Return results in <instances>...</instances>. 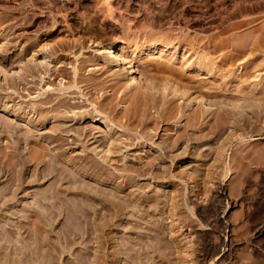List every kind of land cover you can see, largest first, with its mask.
I'll list each match as a JSON object with an SVG mask.
<instances>
[{"label": "rangeland", "instance_id": "rangeland-1", "mask_svg": "<svg viewBox=\"0 0 264 264\" xmlns=\"http://www.w3.org/2000/svg\"><path fill=\"white\" fill-rule=\"evenodd\" d=\"M245 30L252 38L260 35L264 45V0H0V264H264V89L260 95L256 90L264 88V71L249 68V88L239 83ZM109 41L125 46L128 59L139 60L144 79L162 83L155 89L168 76L174 86L202 80L191 96H203L206 104L192 99L187 105L179 98L181 110L164 121L160 97L159 108L149 103L147 110L154 118L161 113L162 120H126L133 112L132 93L145 81L102 65L97 48ZM150 43L155 49L142 53ZM205 49L213 60L210 72L196 67ZM238 52L240 58H231ZM144 58L154 60L153 68H143ZM31 64L33 74L26 70ZM61 66L70 76L76 68L82 79L94 78L99 88L72 86V76L62 82L50 76L46 83L47 73ZM43 67L52 69L43 73ZM149 89L148 98L159 96ZM236 89L249 91L242 90L248 98ZM46 93L84 101L68 114L95 110L96 116L62 121L70 124L68 141L41 156L24 138L36 137L33 125L47 130L49 123L26 112ZM110 99L111 110L105 108ZM22 101L26 111L18 107ZM199 106L207 112L192 125L187 119ZM21 125L29 134L23 135ZM71 127L90 134H103L102 128L111 141H122L113 150L97 142H85V148L72 143ZM214 246L216 253L209 255Z\"/></svg>", "mask_w": 264, "mask_h": 264}, {"label": "bare ground", "instance_id": "bare-ground-1", "mask_svg": "<svg viewBox=\"0 0 264 264\" xmlns=\"http://www.w3.org/2000/svg\"><path fill=\"white\" fill-rule=\"evenodd\" d=\"M256 3V2H255ZM253 4V3H252ZM246 5H248V4H246ZM255 7L257 6V3H256V5H254ZM253 6V7H254ZM244 7V6H243ZM251 7V6H250ZM247 8V7H246ZM249 8V7H248ZM247 8V9H248ZM252 8V7H251ZM253 9V8H252ZM251 9V10H252ZM258 9V8H257ZM253 10H255V9H253ZM247 11V10H246ZM250 11V10H249ZM252 12V11H251ZM245 17V16H244ZM248 17H249V15H248ZM248 19V18H247ZM3 20V19H2ZM7 20V19H6ZM251 20H253V19H251ZM242 21V20H241ZM249 23H247V24H250V21H248ZM255 23V22H254ZM244 24H246V23H244ZM10 25V24H9ZM8 28V27H7ZM252 28V27H251ZM259 28V27H258ZM254 29H256V28H254ZM6 30V29H5ZM249 30V29H248ZM257 30V29H256ZM260 30H261V28H260ZM251 31H253V30H251ZM175 32V31H174ZM254 32V31H253ZM260 32V31H259ZM9 33V32H8ZM177 33V32H176ZM6 34V33H5ZM174 34V33H173ZM244 34H246V36H247V43H246V47H245V50L247 51V56L245 57L244 56V58H246L244 61L245 62H243V63H245V65L243 66V68H244V72H240V84H242V82L243 83H247L248 85H250V81L249 82H247L248 80H250L249 79V77H250V73H252V72H250L249 71V68H250V70H251V68H253V69H258V68H263L264 69V60L263 59H259L263 54H264V45H262V43H261V40H260V35L258 36V35H256L255 33V38H252V36H251V32L249 31V32H247L246 33V30H245V33ZM264 34V33H263ZM263 34H262V36H263ZM155 35V34H154ZM160 35H162V34H160ZM181 35V34H180ZM149 36V35H148ZM150 36H151V34H150ZM236 36H237V34H236ZM239 36V35H238ZM256 36H258V37H256ZM164 38H165V36H163ZM167 37H168V35H167ZM166 37V38H167ZM177 37V36H176ZM180 37V36H179ZM240 37V36H239ZM155 38V37H154ZM157 38H158V36H157ZM159 38H160V36H159ZM168 38H170V37H168ZM168 38H167V40H168ZM173 38H175V37H173ZM182 38V37H181ZM193 38V37H192ZM195 38V37H194ZM205 38V37H204ZM64 39V38H63ZM151 39V38H150ZM191 39V38H190ZM202 39V38H201ZM231 39V38H230ZM244 39H246V38H244ZM263 39V38H262ZM61 40V39H60ZM67 40V39H66ZM65 40V41H66ZM161 40V39H160ZM165 40V39H164ZM163 39L161 40V41H164ZM171 40H173V39H171ZM178 40V39H177ZM181 40H183V39H181ZM186 39H184L183 41H185ZM204 40V39H203ZM132 41V40H131ZM157 41V40H156ZM195 41H196V39H195ZM199 41V40H198ZM208 41V40H207ZM230 41V40H229ZM150 42H152V41H150ZM178 43H180L179 41H177ZM187 43H188V41H186ZM185 42V43H186ZM190 42H192V41H190ZM219 42V41H218ZM226 42V41H225ZM33 43V45H34V42H32ZM149 43V42H148ZM206 43V42H205ZM204 43V44H205ZM234 43V42H233ZM154 44H155V42H154ZM154 44H152V43H150V44H147V45H145V46H143V48H141V52L142 53H144V54H146L147 53V51L149 52V51H151L152 49H155V45ZM181 44V43H180ZM203 44V45H204ZM207 44H208V42H207ZM207 44H205V46H207ZM223 44V43H222ZM3 45V44H2ZM6 45H8V44H6ZM58 45V44H57ZM166 45V44H165ZM179 45V44H178ZM183 45V44H182ZM213 45V44H212ZM216 45V44H215ZM231 45V44H230ZM171 46V45H170ZM201 46H202V44H201ZM218 46V45H217ZM216 46V47H217ZM228 46V45H227ZM243 46V45H242ZM61 47H63V46H61ZM125 46H123L122 44H120L119 42H107V43H104L103 45H101V46H99V48H97V54L96 55H98L97 57L100 59V61L102 62V65L106 68V67H109L110 69H112L113 71H114V73L116 74V75H118V76H121V75H123L124 73H126L127 75H129V74H135V77H136V75H138V77H140V81H142V82H144L142 85H140V86H136L137 87V91L135 90V92L134 93H132L131 95L133 96L132 98H134V100L132 99V98H130L129 100H133V102H130V105H132L131 106V108L133 109L132 111L134 112H132L131 111V109L129 110V111H131L132 113H127V114H125L124 115V117H125V119L126 120H131V121H133V120H135V121H137V122H140L141 124H139V125H142V123H146V120H151L150 118H154V116L153 117H151L148 113H150V109H148L147 110V108H149L148 107V104L150 103V104H152L151 106L152 107H158L159 108V106L157 105V103L159 102V100H160V97L162 98L161 100H162V102L160 103V105H161V108H159V109H161V111L162 112H164L163 111V109L164 110H167V111H165V113H163V114H166V115H164L163 116V118H162V116H161V113L160 112H158V113H160L159 115H158V117H156V118H154L155 120L154 121H150V122H155V121H159V120H164V118H171V116L174 114V112L176 111V109H179V110H181L180 108H179V105H178V102H180V101H177V99H179V98H183V97H185V99L188 101V103H185V101L186 100H184L183 102L185 103V104H189V102H190V100H194V101H196V100H199L200 102L203 100V101H205V98L203 97V96H195V95H193V96H191L192 95V90H195V88L198 86V85H196L197 83H199L200 84V82L202 81V80H200V82H198L197 81V79L196 80H194V78H190V77H192V75L189 77L190 79H188V81H189V83L187 84V82H186V85L185 86H182V85H179V84H177L176 86H174L173 85V83H172V80H171V82H170V79H171V76H168V77H170L169 79L168 78H166L167 76H164L165 78H166V81L164 80V78H163V81L162 82H164L163 83V86H161V90L163 89L164 91H162L164 94H159L160 93V89L157 87V89L159 90V91H155V90H157V89H155V87H156V85H157V83L158 82H156L155 80L153 81H147L146 80V78L144 79L143 77H142V75L140 74L141 72L140 71H137V69L138 68H136V63L139 61V60H136L135 59V57H134V59H128V56L126 55L127 53L126 52H128V51H126L125 50V48H124ZM138 47V46H137ZM142 47V46H141ZM167 47V46H166ZM173 47V46H172ZM195 47H197L196 45H195ZM200 47V46H199ZM204 46H202V48H203ZM25 48H27V47H25ZM174 48V47H173ZM198 48V47H197ZM201 48V47H200ZM199 48V49H200ZM202 48H201V50H202ZM205 48V47H204ZM203 48V49H204ZM209 48V47H208ZM31 49V48H30ZM51 49V48H50ZM179 48H177V50H178ZM190 49H191V47H190ZM210 49V48H209ZM209 49H205L206 51L207 50H209ZM217 49V48H216ZM25 50V49H24ZM27 50V49H26ZM176 50V49H175ZM195 51V49H192V51L191 52H194ZM205 50H204V52H203V55L201 56H199V54H198V56L200 57H198V59H200V61H199V63L197 62V64H199L198 66H196L197 68L199 67L200 68V66L201 65H203L202 67L206 70V71H211L212 69H210V68H213L211 65H212V62H211V56H210V54L208 53V51L207 52H205ZM241 50H243V49H241ZM51 51V50H50ZM49 51V52H50ZM63 51V50H62ZM174 51V50H173ZM172 51V52H173ZM188 51H190V50H188ZM198 50H196V52H197ZM210 51V50H209ZM232 51V47H231V50H230V52ZM234 51V50H233ZM244 51V50H243ZM46 52H47V50H46ZM160 52V51H159ZM176 52V51H175ZM245 52V51H244ZM51 53H53V51H51L50 52V54ZM141 53V54H142ZM166 53V52H165ZM174 53V52H173ZM184 53V52H183ZM198 53V52H197ZM197 53H196V55H197ZM211 53V52H210ZM241 53H242V51H241ZM241 53L240 52H238L237 54H235V55H233L232 57H231V55L229 56V57H231V58H240V55H241ZM178 54V53H177ZM229 54V53H228ZM228 54H226V55H228ZM243 54H245V53H243ZM53 55V54H52ZM161 55V54H160ZM171 55H172V53H171ZM179 55V54H178ZM183 55V54H182ZM188 55V54H187ZM34 56V55H33ZM50 56V55H49ZM87 57V56H86ZM165 57V56H164ZM174 57V56H173ZM229 57H228V59H229ZM263 57H264V55H263ZM36 58V57H35ZM189 58H191V57H189ZM196 58V57H195ZM213 58V57H212ZM226 58V57H225ZM31 59H33V58H31ZM52 59V58H51ZM144 59H147V58H144ZM163 59V58H162ZM168 59V58H167ZM179 59V58H178ZM184 59V58H183ZM36 60V59H35ZM86 60H88V59H86ZM153 59H147L146 60V62H145V60H143L144 61V63L143 64H145L144 66H146V67H143V68H147L146 70H148V68L149 67H147V66H151V68H153V66H152V64H150L151 62L153 63V61H152ZM175 60V59H174ZM193 60L194 59H192V62H193ZM216 60V59H215ZM224 60V59H223ZM231 60H233V59H231ZM235 60V59H234ZM263 60V61H262ZM29 61H32V60H29ZM167 61V60H166ZM196 61V60H195ZM198 61V60H197ZM213 61V60H212ZM236 61V60H235ZM262 61V62H261ZM3 62V61H2ZM28 62V61H27ZM183 62H185V61H183ZM191 62V61H190ZM216 62H218V61H216ZM230 63H229V65H231L232 63H233V61H229ZM83 63V62H82ZM100 63V62H99ZM155 63V62H154ZM169 63V62H168ZM173 63V62H172ZM177 63V62H176ZM224 63V62H223ZM241 63H242V61H241ZM25 64V63H24ZM44 64V63H43ZM142 64V63H141ZM162 64V63H161ZM164 64V63H163ZM189 64H191V63H189ZM188 64V65H189ZM193 64V63H192ZM191 64V65H192ZM196 64V65H197ZM225 64V63H224ZM234 64V63H233ZM28 65V64H27ZM166 65H167V63H166ZM174 65V64H173ZM187 65V66H188ZM190 65V66H191ZM39 66H41V65H39ZM182 66V65H181ZM189 66V67H190ZM194 66H195V64H194ZM211 66V67H210ZM228 66V65H227ZM22 67H23V65H22ZM28 68H26V70H28V71H30L32 74L35 72V65H30V66H27ZM102 67V66H101ZM103 67V68H104ZM172 67V66H171ZM179 67H180V65H179ZM216 67H219V66H217L216 65ZM233 67V66H232ZM66 68V67H65ZM64 68V66L62 67H59V68H57V69H55L54 71H51V69H49L48 67H43V69H44V71H43V73H47L48 71H51L50 73H47V76H48V80H45V82L46 83H48L50 80H49V78H50V76L53 78V79H51L52 81H54L56 78H59V80L61 81L62 79H64V78H67V76H69V77H71L69 74V72L66 70ZM150 68V69H151ZM164 68V67H163ZM169 68V67H168ZM175 68V67H174ZM226 68V67H225ZM22 69H24V68H22ZM40 69V68H39ZM149 69V70H150ZM160 69V68H159ZM162 69V68H161ZM167 69V68H166ZM177 69V68H176ZM195 69V68H194ZM203 69V70H204ZM210 69V70H209ZM229 69V68H228ZM263 69H261L262 70V72L264 71ZM38 70V69H37ZM42 70V69H41ZM143 71H144V69H142ZM193 70V69H192ZM198 70V69H197ZM213 70H215V69H213ZM217 70H218V68H217ZM255 70V71H256ZM73 71H74V73H73V80L70 78L69 79V77H68V79L71 81V82H73L72 83V86H77V84L80 82H84V84H85V87L86 88H88L89 90L90 89H97V88H99L98 86H99V83H98V81L96 82L95 81V79L94 78H91V79H82L81 77H79L78 75H76L77 74V69L75 68V69H73ZM165 71V70H164ZM171 71V70H170ZM174 71H176V70H174ZM194 71V70H193ZM242 71V70H241ZM257 71H259V69L257 70ZM257 71H256V73H257ZM145 72V71H144ZM159 72V71H158ZM197 72V71H196ZM195 72V73H196ZM216 72V71H215ZM233 72V71H232ZM237 72V71H236ZM235 72V73H236ZM260 72V71H259ZM37 73V72H36ZM41 73V72H40ZM81 73V72H80ZM113 73V74H114ZM178 73V72H177ZM176 73V74H177ZM208 73V72H207ZM226 73V72H225ZM264 73V72H263ZM262 73V74H263ZM108 74H109V72H108ZM107 74V75H108ZM186 74V73H185ZM210 74V73H209ZM213 74H214V72H213ZM219 74V73H218ZM221 74V73H220ZM237 74H239V72H237ZM237 74H235V75H237ZM258 74V73H257ZM76 75V76H75ZM112 75V74H111ZM144 75V74H143ZM152 75V74H151ZM195 75H197V74H195ZM199 75V74H198ZM212 75V74H211ZM232 74H230V76H231ZM234 75V76H235ZM37 76V75H36ZM146 76V75H145ZM144 76V77H145ZM149 76V75H148ZM153 77H154V79H156V76H154V75H152ZM151 76V77H152ZM174 76V75H173ZM181 76V75H180ZM187 76V75H186ZM222 76H223V74H222ZM257 76V75H256ZM263 76H264V74L262 75V78H263ZM93 77V76H92ZM95 77V76H94ZM130 77V76H129ZM131 77H132V75H131ZM130 77V78H131ZM158 77V76H157ZM160 77V76H159ZM157 78V79H161V78ZM161 77H163V76H161ZM175 77V76H174ZM202 77V76H201ZM236 77V76H235ZM239 76H237L236 78H238ZM43 78H45V77H43ZM84 78V77H83ZM118 78V77H117ZM148 78H150V76L148 77ZM147 78V79H148ZM224 78V77H223ZM257 78V77H256ZM260 78V77H259ZM132 79H135V78H133L132 77ZM178 79V78H177ZM180 79V78H179ZM182 79H183V77H182ZM207 79V78H206ZM231 79V78H230ZM233 79V78H232ZM261 79V78H260ZM260 79L258 80V81H254L255 83L252 85V86H250V87H252V91L254 90L255 91V89L259 86V83H261V81H260ZM41 80V79H40ZM68 80V81H69ZM116 80H118V79H116ZM162 80V79H161ZM208 80V79H207ZM234 80H235V78H234ZM44 81V80H43ZM51 81V82H52ZM59 81V82H60ZM66 81V80H65ZM173 81H175L174 79H173ZM187 81V80H186ZM203 81H205V82H207L206 80H203ZM239 81V80H238ZM252 81V80H251ZM33 82V81H32ZM35 82V81H34ZM62 82V81H61ZM101 82V81H100ZM210 83H211V81H209ZM209 82H207V83H209ZM217 82V81H216ZM215 82V83H216ZM219 82V81H218ZM223 82H224V80H223ZM253 82V81H252ZM161 83V82H160ZM160 83H158L159 85H160ZM175 83H177V81H175ZM207 83H206V85H207ZM238 83V82H237ZM83 84V83H82ZM162 84V83H161ZM168 85V86H166V85ZM202 84H205V83H202ZM216 84H218V83H216ZM236 84V83H235ZM245 84H243V86L245 87V86H247V84L245 85ZM52 85H53V83H52ZM127 85V84H126ZM165 85V86H164ZM178 85L179 86H182V88H184L183 90H181V89H179L178 88ZM223 85V84H222ZM225 85V84H224ZM230 85H232V84H230ZM238 85V84H237ZM261 85H263V84H261ZM259 86V88L258 89H256V90H258V94L260 95L261 93V89H264L263 88V86ZM48 86H49V84H48ZM113 86V85H112ZM128 86V85H127ZM135 86V85H134ZM211 86H212V84H211ZM218 86V85H217ZM243 86H241L240 85V87L239 88H241V87H243ZM64 87V86H63ZM69 88H70V86H68ZM136 87H134L135 89H136ZM227 87V86H226ZM225 87V88H226ZM231 87H233V86H231ZM248 87V86H247ZM124 88V87H123ZM149 88H154L153 90H154V92H159L158 93V95L159 96H157V97H155L154 96V94H152L153 96H151L150 98H148L147 96H146V91L148 90H150ZM206 88V87H205ZM211 88V87H210ZM217 88V87H216ZM221 88V87H220ZM237 88V87H236ZM249 88V87H248ZM67 89V88H66ZM213 89V88H212ZM223 89V88H222ZM228 88H226V90H227ZM230 89V88H229ZM234 89V88H233ZM232 89V90H233ZM244 89H246V87L244 88ZM29 92H30V90H32L31 88H29V89H27ZM166 90L168 91L167 93L168 94H171L170 95V97H169V95L167 96V93H166ZM197 91H198V88L196 89ZM218 90H219V88H218ZM237 90V89H236ZM241 90V89H240ZM239 89L237 90V91H239V93L238 94H240L241 92H242V90L240 91ZM97 91V90H96ZM116 91V90H115ZM127 91V90H126ZM217 91V90H216ZM228 91H230V90H228ZM250 91H251V89H250ZM264 91V90H263ZM161 92V93H162ZM207 92V91H206ZM209 92H211V90H209ZM218 92V91H217ZM234 92H236V91H234ZM243 92H246L245 90H243ZM243 92L240 94V96L243 94ZM247 92H249V91H247ZM246 92V93H247ZM165 93H166V96L167 97H169L168 99H167V97L165 96ZM222 93V92H221ZM256 93V92H255ZM251 93L250 92V94H254L255 95V97H256V95L258 96V94L256 93ZM47 94V93H46ZM130 94V93H129ZM204 94V93H203ZM218 94V93H217ZM231 94V93H230ZM202 95V94H201ZM221 95V94H220ZM245 94H243V96H244ZM129 96V95H128ZM143 96V98H141ZM163 96V97H162ZM224 96V95H223ZM105 97V96H104ZM110 97V96H109ZM108 97V98H109ZM200 99H199V98ZM245 97V96H244ZM250 97V96H249ZM254 99H255V97L254 96H252ZM258 97H260V96H258ZM106 98V97H105ZM236 98V97H235ZM245 98H248V97H245ZM261 98V97H260ZM87 99V98H86ZM159 99V100H158ZM103 100V99H102ZM112 99H110V100H107V102L105 103V106H109V107H105V108H110V110H111V108L113 107V102L111 101ZM131 100V101H132ZM150 102H149V101ZM180 100V99H179ZM183 100V99H182ZM263 100V99H262ZM106 101V100H105ZM186 101V102H187ZM84 102V101H83ZM83 102H82V100L81 101H79V100H76V101H70V100H68L66 97H62V96H58V97H53V94H50V93H48L46 96H44V98H42V99H40L39 100V102L38 103H31V105L29 106L30 108H28V104H26V103H23V101H22V103H19V108L20 109H22V110H25V108L27 107L28 108V111L26 112V115H28V114H30V117L32 118V117H38V120H40V122H46V123H49V129H47V130H43V128H42V126H40V124H38L36 127H35V125H33V127H32V129L33 130H31V129H26L25 128V126H22V130H20V131H23V135H25V133L28 131V130H31V131H33V133H35V135H36V137H34L33 138V136H34V134L32 135V137L30 138V136L28 137V135H26L28 138H26L25 136H22V139H23V137H25L24 138V140L26 141V142H31V143H33V145L37 148V150H36V155H43L44 153H46L47 151H45V149L47 148V147H49V146H51V145H55V146H58L60 143H62L63 144V142L65 141V140H67L66 138H64V136H66L67 134H69V132H70V128H67V127H69L70 126V124H67V123H62V121H72V120H74L75 118L77 119V121H79L80 119H84L85 117H87V119H89L88 117H90L91 118V120H93V119H95V114H96V112L94 113V111L95 110H93L92 112L94 113V115H93V113L91 112V110L89 111H84V110H82V111H76V112H73L72 114H68V112L67 111H72V109H75V108H80L82 105H83ZM206 102L207 101H205V104H206ZM245 102V101H244ZM263 102V101H262ZM103 103V104H104ZM264 103V102H263ZM179 104H181V103H179ZM197 104V103H196ZM250 104V103H249ZM248 104V105H249ZM155 105V106H154ZM157 105V106H156ZM207 105H209V103L207 104ZM104 106V105H103ZM182 106V105H181ZM186 106V105H185ZM263 106V105H262ZM178 107V108H177ZM183 107V106H182ZM187 107V106H186ZM248 107V106H247ZM259 107V106H258ZM99 108V107H98ZM151 108V107H150ZM163 108V109H162ZM185 109H187V108H185ZM191 109V108H190ZM189 109V110H190ZM263 109H264V107H263ZM87 110V109H86ZM128 110V109H127ZM26 111V110H25ZM100 111V110H99ZM149 111V112H148ZM154 111V110H153ZM207 112V109L205 110V108L203 109V107H202V109H200V106H199V108H197V109H195V110H192V113H190L191 115H189L190 117H188V119L187 120H189L190 121V124H192L193 125V123L194 124H196L195 122L199 119V117H201L202 115H204V113L206 114V112ZM67 112V113H66ZM137 112H138V114H137ZM177 112V111H176ZM259 112V111H258ZM25 113V112H24ZM71 113V112H70ZM98 113V112H97ZM180 113H182V112H180ZM209 113V112H208ZM76 114L78 115V116H76ZM124 114V113H123ZM153 114V113H152ZM162 114V115H163ZM226 114V113H225ZM21 115V114H20ZM148 115H149V117H148ZM175 115V114H174ZM208 115V114H207ZM209 115H210V113H209ZM219 115V114H218ZM228 115V114H227ZM23 116V115H22ZM29 116V115H28ZM121 116V115H120ZM157 116V115H156ZM161 116V117H160ZM220 116V115H219ZM75 117V118H74ZM205 117V116H204ZM211 117V116H210ZM209 117V118H210ZM30 118V119H31ZM148 118V119H147ZM160 118H162V119H160ZM168 118V119H169ZM187 118V117H186ZM203 118V117H202ZM219 118H221V119H223V115H222V117L220 116ZM218 118V119H219ZM101 118H98V120H100ZM110 119H111V117H110ZM157 119V120H156ZM215 119V118H214ZM217 119V120H218ZM34 120V119H33ZM32 120V121H33ZM208 120H210V119H208ZM208 120H206L207 122H208ZM217 120H215V121H217ZM226 120V119H225ZM31 121V122H32ZM101 121H102V119H101ZM105 121V120H104ZM165 121V120H164ZM188 121V122H189ZM203 121V120H202ZM201 121V122H202ZM31 122H29V123H31ZM103 122V121H102ZM206 122V123H207ZM69 123V122H68ZM209 123H210V121H209ZM208 123V124H209ZM67 124V125H66ZM130 124V123H129ZM155 124V123H154ZM207 124V125H208ZM25 125V124H24ZM84 125H86V124H84ZM132 125V124H131ZM210 125V124H209ZM146 126V125H145ZM144 126V127H145ZM211 126V125H210ZM109 127V126H108ZM151 127V126H150ZM153 127V126H152ZM190 127V126H189ZM73 127H71V130H74L75 129V131L74 132H72V133H70V134H73V140H71L72 141V143L74 142V143H77L78 144V142L79 143H81L80 144V146L82 145H85L84 143L85 142H87V143H94V142H97L98 144L96 145V146H106V145H109V150H111L112 148H116L117 149V146L120 144V141H122V140H119V137H117V138H113L112 139V141H111V136H112V134H108L107 133V131L106 130H102V128H99V130L101 131V132H104L103 134H96L98 131V129L96 130V131H93V132H91L92 134H90V133H87L86 131H82V129H81V131H76V130H78V128H73ZM82 128H84V126H82ZM86 128V127H85ZM92 128V127H91ZM105 128H107V126L105 127ZM206 128V127H205ZM26 129V130H25ZM89 130H91V129H89ZM31 131H29V132H31ZM90 132V131H89ZM28 133V132H27ZM26 133V134H27ZM29 134V133H28ZM114 137V136H113ZM87 138V139H86ZM125 138V137H124ZM189 138V137H188ZM206 138V137H205ZM91 139H93V141H91V142H88L89 140H91ZM110 139V140H109ZM123 139V138H122ZM197 139V138H196ZM109 140V141H108ZM125 140V139H124ZM192 140V139H191ZM68 141V140H67ZM83 143V144H82ZM66 144V143H65ZM76 145V144H75ZM54 146V147H55ZM62 147V146H61ZM61 147H59V148H61ZM87 146L85 145V148H86ZM119 147V146H118ZM57 148V147H56ZM55 149V148H54ZM58 149V148H57ZM108 150V149H107ZM113 150V149H112ZM59 151V150H58ZM60 152V151H59ZM63 152H65V151H63ZM56 153H58V152H56ZM61 154H63L62 153V150H61V152H60ZM66 153V152H65ZM64 153V154H65ZM59 154V153H58ZM60 155V154H59ZM67 155H69V154H67ZM82 155V154H81ZM49 156H50V158L51 159H53L55 156H57L56 154H49ZM61 156V155H60ZM66 156V155H65ZM75 156V155H74ZM74 156H72V158L74 157ZM77 156V155H76ZM75 156V157H76ZM69 157V156H68ZM71 157V156H70ZM57 158V157H56ZM55 159V158H54ZM69 159H71V158H69ZM75 159V158H74ZM72 160V159H71ZM93 163V162H92ZM94 164V163H93ZM93 168H96V166L95 167H93ZM97 170V169H96ZM100 170V169H99ZM221 190L222 189V186H221V184H219L218 185V190ZM220 193H222V191L220 192ZM224 217V215L223 216H221V218H223ZM214 218H215V220H218V214L217 213H215V216H214ZM231 243V242H230ZM220 244H222V241L220 242ZM228 244V243H227ZM229 248H231V246L229 247ZM216 247L214 246V248L212 247L211 249H210V251H209V255L210 254H213V253H216ZM232 249V248H231ZM231 249H229V250H231ZM208 250V249H207ZM206 252V251H205ZM208 252V251H207ZM207 252H206V254H207ZM229 253V252H228ZM206 254H204L205 256H206ZM224 253H222L221 255H223ZM203 255V256H204ZM208 255V256H209ZM203 261V260H202Z\"/></svg>", "mask_w": 264, "mask_h": 264}]
</instances>
